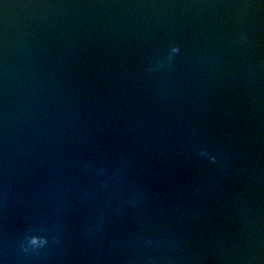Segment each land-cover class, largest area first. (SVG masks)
<instances>
[{
    "label": "water",
    "instance_id": "obj_1",
    "mask_svg": "<svg viewBox=\"0 0 264 264\" xmlns=\"http://www.w3.org/2000/svg\"><path fill=\"white\" fill-rule=\"evenodd\" d=\"M0 264H264V0H0Z\"/></svg>",
    "mask_w": 264,
    "mask_h": 264
},
{
    "label": "clouds",
    "instance_id": "obj_2",
    "mask_svg": "<svg viewBox=\"0 0 264 264\" xmlns=\"http://www.w3.org/2000/svg\"><path fill=\"white\" fill-rule=\"evenodd\" d=\"M179 49L178 48H176V49H174V51H178ZM39 240V245H42V244H45V243H47V238L46 237H44V238H42V237H37V236H32L31 237V240H30V243L31 244H37V241Z\"/></svg>",
    "mask_w": 264,
    "mask_h": 264
}]
</instances>
